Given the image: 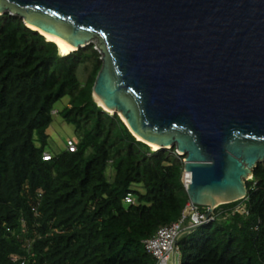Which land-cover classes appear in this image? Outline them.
I'll return each mask as SVG.
<instances>
[{"label": "trees", "instance_id": "1", "mask_svg": "<svg viewBox=\"0 0 264 264\" xmlns=\"http://www.w3.org/2000/svg\"><path fill=\"white\" fill-rule=\"evenodd\" d=\"M101 68L94 44L63 56L0 15V264H157L143 241L181 218L185 157L152 150L98 106ZM54 114L74 126L76 150L47 152ZM246 185L178 239L179 264H264V162Z\"/></svg>", "mask_w": 264, "mask_h": 264}, {"label": "water", "instance_id": "2", "mask_svg": "<svg viewBox=\"0 0 264 264\" xmlns=\"http://www.w3.org/2000/svg\"><path fill=\"white\" fill-rule=\"evenodd\" d=\"M6 13L70 53L95 45L94 101L185 157L189 201L208 217L247 197L264 162V0H0Z\"/></svg>", "mask_w": 264, "mask_h": 264}, {"label": "built area", "instance_id": "3", "mask_svg": "<svg viewBox=\"0 0 264 264\" xmlns=\"http://www.w3.org/2000/svg\"><path fill=\"white\" fill-rule=\"evenodd\" d=\"M67 148L70 151H74L76 150V145L72 140H69L67 142ZM45 158L50 157L48 154H45L44 159ZM189 183L190 178L185 174L186 190L189 187ZM127 202L131 203L132 199L130 197L127 198ZM218 207L214 208L212 214L208 217V212L210 211L209 207L196 206L188 201L181 218L177 222L160 228L153 237L143 241L146 251L157 260V264H169L172 256L173 264H178L175 249L176 241L187 229L208 225L213 222L215 219V210ZM234 211L248 214L244 204L236 206Z\"/></svg>", "mask_w": 264, "mask_h": 264}, {"label": "rangeland", "instance_id": "4", "mask_svg": "<svg viewBox=\"0 0 264 264\" xmlns=\"http://www.w3.org/2000/svg\"><path fill=\"white\" fill-rule=\"evenodd\" d=\"M63 106V103H58L55 107L56 112L59 111ZM48 135H49V140H48V145H47V152L53 154V155H58L62 153L63 151L66 150L67 148V142L68 140H72L73 142H76L77 136L75 133V128L74 126L66 123L62 117L58 114H54L53 116V122L48 129ZM206 227L203 226L196 232H201V230ZM186 234L183 235L185 237ZM186 236L185 238H187ZM184 238V239H185ZM169 264H172V259L169 261Z\"/></svg>", "mask_w": 264, "mask_h": 264}, {"label": "bare ground", "instance_id": "5", "mask_svg": "<svg viewBox=\"0 0 264 264\" xmlns=\"http://www.w3.org/2000/svg\"><path fill=\"white\" fill-rule=\"evenodd\" d=\"M32 29H37V28L32 27ZM40 33L48 41H52V42L56 43L59 46L60 51H61L63 56L68 55L70 52H72L74 50V47L69 42H67L65 40H62V39H60V38H58L56 36L50 35V34H48L46 32H43V31H40ZM96 99H97V101H98V103L100 105L104 106L102 101L99 98L96 97ZM151 147H152L153 150H158L159 149L158 146H156V145H151Z\"/></svg>", "mask_w": 264, "mask_h": 264}, {"label": "clouds", "instance_id": "6", "mask_svg": "<svg viewBox=\"0 0 264 264\" xmlns=\"http://www.w3.org/2000/svg\"><path fill=\"white\" fill-rule=\"evenodd\" d=\"M56 44V43H55ZM57 45V44H56ZM152 149V148H151ZM49 157H50V155H49ZM50 158H45L44 160H49ZM184 235V234H183ZM182 236V235H181ZM180 236V237H181ZM178 241V240H177ZM176 248H177V246H176ZM171 259H172V264H173V256L171 257ZM176 259H177V263L179 264V254L177 253V249H176Z\"/></svg>", "mask_w": 264, "mask_h": 264}]
</instances>
